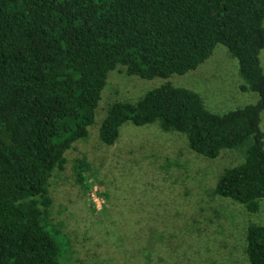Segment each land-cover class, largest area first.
Masks as SVG:
<instances>
[{"label": "trees", "instance_id": "obj_1", "mask_svg": "<svg viewBox=\"0 0 264 264\" xmlns=\"http://www.w3.org/2000/svg\"><path fill=\"white\" fill-rule=\"evenodd\" d=\"M223 44L239 62L256 103L213 112L202 95L167 81L136 101L109 104L98 133L114 144L121 127L157 122L216 158L239 149L214 192L257 213L264 201V0H0V264H66L72 243L54 221L52 178L88 139L109 72L145 79L184 74ZM122 70V68L120 69ZM90 189L88 156L74 158ZM248 264H264V223L245 234Z\"/></svg>", "mask_w": 264, "mask_h": 264}, {"label": "rangeland", "instance_id": "obj_2", "mask_svg": "<svg viewBox=\"0 0 264 264\" xmlns=\"http://www.w3.org/2000/svg\"><path fill=\"white\" fill-rule=\"evenodd\" d=\"M260 58L264 68V48ZM167 81L199 92L218 113L259 99L257 92L241 90L239 62L220 43L196 69L168 78L145 79L120 65L111 70L88 139L75 144L64 172L52 178L53 219L63 222L73 248L66 264H248L247 226L264 223V201L250 213L214 192L223 170L242 159L241 150L209 158L157 122L125 123L112 145L99 137L110 103L136 101ZM83 154L93 166L87 191L72 170Z\"/></svg>", "mask_w": 264, "mask_h": 264}]
</instances>
